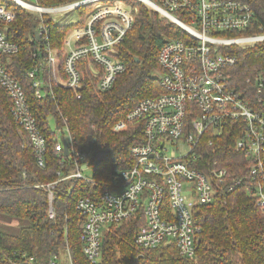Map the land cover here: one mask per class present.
<instances>
[{"label":"trees","instance_id":"16d2710c","mask_svg":"<svg viewBox=\"0 0 264 264\" xmlns=\"http://www.w3.org/2000/svg\"><path fill=\"white\" fill-rule=\"evenodd\" d=\"M69 1L72 0H35V4L51 6ZM245 1L255 12L254 25L264 31V0ZM0 2L15 12L5 33L18 46L16 53L7 60L5 57V67L22 86L46 144L44 166H39L28 132L13 118L11 100L0 85V214L27 219L17 233L0 230V264H45L65 246L74 264H264V212L246 192L249 164L244 155L232 148L239 129L234 130L230 124L195 165L204 167L209 159H217L219 166L228 168L227 180L234 176L243 177L244 181L231 191L220 186L211 202L193 207L199 231L192 257L180 255L170 241L138 247L134 238L144 223L139 209L135 216L121 223L104 226L100 259H87L82 251L83 216L76 208L77 201L81 197L96 201L104 190L122 185L121 172L134 162L129 149L143 141L144 118L127 119L126 115L141 99L163 92L157 75L161 71L158 51L167 40L181 38L184 32L154 9L136 1L134 22L118 44V56L125 65L123 72L109 89L101 91L97 87L98 76L91 71L94 64L80 59L82 85L71 89L57 84L47 73L44 56L49 46L56 51L62 67L63 42L73 28L84 24V13L90 7L78 8L80 19L74 22L53 21L46 16L45 36H39L36 29L40 18L33 11L12 0ZM222 33L233 35L241 31ZM229 49L237 58L226 69L230 86L242 97L251 99L255 78L264 70V42ZM34 65L39 69L35 78L42 80L44 90L40 97L35 93V78L29 75ZM52 118L57 130L49 124ZM118 121H124L125 126L114 129ZM61 129H66L67 139ZM62 140L68 143L66 155L56 148L57 143L63 148ZM203 142L206 144V139ZM75 150L95 166L91 180L73 176L58 180L74 170ZM162 209L168 211L166 199Z\"/></svg>","mask_w":264,"mask_h":264},{"label":"built area","instance_id":"2783aa9c","mask_svg":"<svg viewBox=\"0 0 264 264\" xmlns=\"http://www.w3.org/2000/svg\"><path fill=\"white\" fill-rule=\"evenodd\" d=\"M13 1L40 18L36 29L39 36H45L46 16L61 21L59 17L76 10L78 18L64 21L74 22L80 19L78 8L90 7L84 13V24L73 28L63 42L62 67L56 51L49 46L44 56L47 73L57 84L71 89L82 85L80 59L94 64L91 71L98 76L97 87L101 91L109 89L123 72L125 65L118 56V44L134 22L136 1L154 9L184 32L181 38L167 40L158 51L161 71L157 75L163 92L141 99L126 115L127 119L144 118L143 141L129 149L134 162L121 172L122 185L104 190L96 201L89 197L77 201L76 208L83 216L82 251L87 259H100L104 226L121 223L135 216L139 209L144 223L134 238L138 247L170 241L180 255L192 257L199 231L193 207L211 202L220 186L231 191L244 181L243 177L234 176L227 180L228 168L219 166L217 159H209L204 167L195 165L229 124L234 130L239 129L232 148L244 155L249 164L246 192L264 212V70L255 78L251 99L242 97L230 86L226 72L237 62L231 46L264 42V31L254 25L256 15L247 1L72 0L51 6ZM14 18V10L0 2V85L11 100L13 118L28 132L38 165L44 166L45 139L26 103L22 86L5 67V57L7 60L18 50L5 33ZM222 31L241 33L226 35ZM38 70V65H34L29 75L35 78ZM33 85L36 95L42 96V80L35 78ZM124 126V121H118L114 129ZM183 145L187 151L175 155ZM56 148L63 150L60 143ZM74 154V170L58 180L73 176L90 181L84 169L92 165L79 150ZM165 199L166 212L162 209ZM49 215L52 216L51 208ZM45 264H74L68 246Z\"/></svg>","mask_w":264,"mask_h":264},{"label":"rangeland","instance_id":"374dc122","mask_svg":"<svg viewBox=\"0 0 264 264\" xmlns=\"http://www.w3.org/2000/svg\"><path fill=\"white\" fill-rule=\"evenodd\" d=\"M24 1L29 2V3H35V0H24ZM76 18H78V14L76 10H71L70 12L59 17L61 21H69L70 19H76ZM237 47H240V46H237ZM49 124L53 130H57V124L53 118L49 120ZM61 131L63 132L62 134L64 138L67 139L68 134L66 132V129H61ZM185 151H187V146L183 145L180 151L175 152V155H179ZM91 168L92 166H90V169ZM90 169H86V170L84 169V174L87 175V177H90L92 175V171ZM26 224H27V219L25 218H19L15 216L0 214V230L2 231L9 232V233H17L19 232L20 227Z\"/></svg>","mask_w":264,"mask_h":264},{"label":"water","instance_id":"95a60500","mask_svg":"<svg viewBox=\"0 0 264 264\" xmlns=\"http://www.w3.org/2000/svg\"><path fill=\"white\" fill-rule=\"evenodd\" d=\"M63 141V150H64V153H65V155L68 153V143H67V141H65V140H62Z\"/></svg>","mask_w":264,"mask_h":264}]
</instances>
